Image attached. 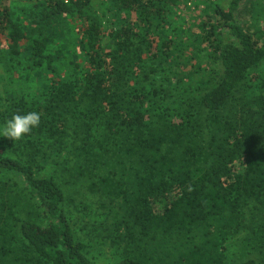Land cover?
Listing matches in <instances>:
<instances>
[{
	"label": "trees",
	"instance_id": "16d2710c",
	"mask_svg": "<svg viewBox=\"0 0 264 264\" xmlns=\"http://www.w3.org/2000/svg\"><path fill=\"white\" fill-rule=\"evenodd\" d=\"M187 1L105 0L99 13L91 0H0V133L14 114L41 118L21 140L0 136V184L14 179L32 210L15 218L32 264H194L208 235L228 250L244 175L264 181V0H203L183 33ZM213 61L221 73L205 80Z\"/></svg>",
	"mask_w": 264,
	"mask_h": 264
},
{
	"label": "rangeland",
	"instance_id": "374dc122",
	"mask_svg": "<svg viewBox=\"0 0 264 264\" xmlns=\"http://www.w3.org/2000/svg\"><path fill=\"white\" fill-rule=\"evenodd\" d=\"M91 1L99 13L104 11L105 0ZM213 1L227 6L230 0ZM187 2H189L187 5L183 3L180 8L182 11L178 12V15L176 16V25L181 26L183 33H185V28L188 27L197 30L196 24H198L200 16L207 10L206 4L203 0H188ZM225 38L232 39L228 34H225ZM5 46V36L0 35V49ZM73 47L74 45L71 43L70 48ZM74 50L79 53V56L84 53V50L80 48L78 43H76ZM262 71H264V65L257 70L259 76L260 74L264 76ZM220 73V63L218 61H213L205 63L202 66V71L198 75L202 74L205 77V80H211L212 78L218 79ZM6 82L7 77L3 74V78H0V118L5 117V114L8 112L6 110L7 103L4 96ZM237 98H242V95L238 94ZM237 104L238 102L235 101V108H233L234 111L238 110L241 106ZM263 104L264 92L257 96L256 112L259 115L264 113ZM229 113L230 112L227 109L222 111L219 120H222L223 117ZM259 115H256L255 118L257 119ZM6 116L8 117V114H6ZM195 149L197 148L195 147ZM203 156L204 155H201V157ZM259 174H261V171L244 175V178L246 179H243V181L245 180L247 182V180L250 179V183L247 182L242 184L241 192L244 193L241 197L242 212L240 214H238V212L228 214L231 222V226L228 227L233 228L234 231L229 235L231 240L228 242V250L226 251L228 254L227 257H223L226 252H221V250H219L220 244L224 245V241L220 242V236L208 235L204 238L206 241L208 240V244L205 247L206 249L203 247L204 252L201 253L198 259L194 260V264H220L217 262L221 256V264H231L232 262L249 258H254L260 264H264V181L263 179L257 178ZM7 182L8 183L0 184V189L3 188L7 192V200L9 198L11 200L10 203L4 202L3 208L0 209V264H32L30 261L32 252H29V250H27L28 248H25V245L21 244L17 239L16 231L18 230L17 227L19 222L15 219L16 217L26 218L32 210L25 203V193L17 190L15 187L11 188V186H9V183L14 184V179L9 177ZM249 185H251V187L247 189ZM108 187L112 191L120 188L118 176L114 175L110 178V184ZM122 201L123 199L120 197L117 199L119 204H123ZM224 218L228 217L225 216ZM184 232L185 231H181V234H185ZM106 247L107 246L104 247V250L108 251L109 249ZM229 252H231L232 255L229 254ZM171 254L174 253L172 252ZM98 256L101 257V260L111 258V255L108 252L102 253ZM184 257L188 258V256ZM96 260H98V258ZM168 264H174V261L169 260ZM180 264H187V260L184 259L180 261Z\"/></svg>",
	"mask_w": 264,
	"mask_h": 264
},
{
	"label": "clouds",
	"instance_id": "9594fccd",
	"mask_svg": "<svg viewBox=\"0 0 264 264\" xmlns=\"http://www.w3.org/2000/svg\"><path fill=\"white\" fill-rule=\"evenodd\" d=\"M40 119V114L37 112H28L24 115L14 114L5 122L0 136L10 140H21L33 129L39 127Z\"/></svg>",
	"mask_w": 264,
	"mask_h": 264
},
{
	"label": "built area",
	"instance_id": "2783aa9c",
	"mask_svg": "<svg viewBox=\"0 0 264 264\" xmlns=\"http://www.w3.org/2000/svg\"><path fill=\"white\" fill-rule=\"evenodd\" d=\"M64 1L68 2V0H64Z\"/></svg>",
	"mask_w": 264,
	"mask_h": 264
}]
</instances>
